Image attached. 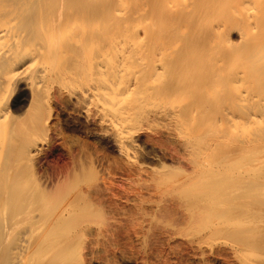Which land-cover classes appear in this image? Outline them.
Returning a JSON list of instances; mask_svg holds the SVG:
<instances>
[{
  "label": "bare ground",
  "instance_id": "bare-ground-1",
  "mask_svg": "<svg viewBox=\"0 0 264 264\" xmlns=\"http://www.w3.org/2000/svg\"><path fill=\"white\" fill-rule=\"evenodd\" d=\"M61 92L87 123L67 129L115 152L113 168L136 150L142 165L155 163L153 173L187 175L182 161L157 156L138 137L149 122L176 131L189 122L174 155L190 171L237 159L245 186L190 194L185 220L211 221L194 231L202 239L226 237L206 245L207 256L200 238L199 261L226 255L264 264V0H0V264L93 263L88 229L85 253L77 247L73 196L43 209L39 134L51 131L52 107L68 108ZM94 162L84 173L98 180ZM104 187L88 207L103 205Z\"/></svg>",
  "mask_w": 264,
  "mask_h": 264
},
{
  "label": "rangeland",
  "instance_id": "rangeland-1",
  "mask_svg": "<svg viewBox=\"0 0 264 264\" xmlns=\"http://www.w3.org/2000/svg\"><path fill=\"white\" fill-rule=\"evenodd\" d=\"M22 95L21 97L18 93L15 96H20L21 99L26 97V94L22 93ZM60 95L64 107L67 108L68 106V108L63 113H59V110L52 107L51 131L45 132L46 135L39 134L44 138V141L40 142L42 151L39 153L41 155L38 154L36 157L37 164H39L37 166L47 176L45 185L49 194L43 208L44 213H51L57 205L59 206L62 203V199L64 200L63 203H66V199L69 198L68 195L73 196L76 209L74 225L78 231L77 247L80 253H85L87 238L94 241L91 242L92 246L90 245L93 253L91 255L95 259H93L92 264H204L205 261H199L201 251L195 249L196 242L200 238L206 241L203 242L205 245L202 243L201 246L203 254L207 256L206 245L215 244V241L220 242L221 238L222 241H226V237L213 235L214 237L202 239V235L200 237L197 233H194L196 229L208 228L211 221H199V219L193 218L194 221H197V226L189 224L185 220V211L190 210L192 204L187 202L186 198H190L191 195L199 193V191L204 194L208 191L232 190L244 187L245 185L239 184V181H237L242 174L241 169L240 171L237 170L240 168L237 159L221 168L220 164L214 165L209 162L208 167L210 169L204 168L203 170L200 168L201 171H197V169L190 171L189 165L183 160L184 158L181 155H174L177 154L175 150L181 145L182 138L187 136L189 132V122H186L184 129H181V131L167 128V125L161 122H149L142 125L138 134V137L146 142L145 146L149 147L148 149H153L155 154L161 158L171 159L176 157L178 162L181 163L182 161L180 166L184 169L187 168L186 172L189 173L187 172V175L182 172H173L176 175L171 174L172 172L153 173L151 167L155 166V163H153L154 165H142V162L138 161L139 157L136 150H134L135 153L130 152L129 155L132 156H128L127 160L121 159L122 162L119 160L121 170L113 168L115 166L114 161L117 163L119 159L115 152H110L99 146L94 140L92 141L91 138L84 135L83 130H79L80 133L79 131H69V128L73 126L77 129L81 128L80 124L86 117L84 111L81 110V112L72 111V115V109H70L65 92H61ZM16 100L17 97L13 102ZM63 105L61 106L63 107ZM174 111L178 113L182 110ZM78 112L80 113L79 116L76 115ZM195 113H193V117H197ZM64 117L66 119L74 117L75 125L72 123L65 125L63 123ZM92 119L90 118V120ZM85 124H87L86 120ZM55 132L59 136H56ZM48 140L52 142L50 143L51 147L47 146ZM180 148L177 150H181ZM105 155H108V160L103 159ZM73 158L75 159L73 160ZM213 158L219 160L215 155L210 157V159ZM90 160L95 161V164H100L98 169H101V172L98 175V180L92 179L84 173L87 172L86 167L90 164ZM74 163L75 165H73ZM113 163L114 165H112ZM108 165H110L109 170L107 169ZM71 166H77L75 171L71 170ZM131 170L139 171H134V174L130 173ZM102 182H105V185ZM98 186L99 189H102V186L108 188L107 193L109 196L107 198H109L107 199L104 196L103 205L100 207H88L86 204L95 198V193H98ZM180 203H183V205ZM178 209L181 215H178L180 214ZM194 223L196 224V222ZM85 228L90 231L91 238L90 236L86 238L81 232ZM193 240L195 242L193 246H188ZM185 247L189 251L188 253L185 251ZM212 258H217V260ZM234 258L236 257H226V255L225 257L211 256L205 258V260L208 259L211 262L206 261L205 263L238 264L237 259Z\"/></svg>",
  "mask_w": 264,
  "mask_h": 264
}]
</instances>
